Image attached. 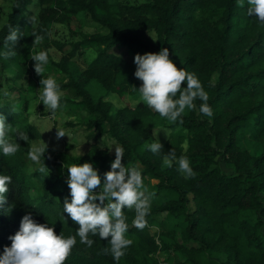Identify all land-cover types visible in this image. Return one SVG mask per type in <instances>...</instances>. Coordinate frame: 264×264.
Listing matches in <instances>:
<instances>
[{
	"label": "trees",
	"instance_id": "1",
	"mask_svg": "<svg viewBox=\"0 0 264 264\" xmlns=\"http://www.w3.org/2000/svg\"><path fill=\"white\" fill-rule=\"evenodd\" d=\"M11 1L8 20L0 30L4 65L13 62L15 78L28 75L32 81V52L40 47L47 53L50 47L61 50L58 61L48 53L50 66L62 75L56 81L64 91L60 104H71L76 112L85 110L89 141L108 135L123 148V164L139 162L144 186L154 196L143 229L133 225L135 211L124 209L129 225L125 236L132 243L119 261L102 253L110 247L107 239L89 234L93 245L80 243L79 225L63 212L65 198L71 200L67 167L92 163L103 182L115 155L96 143L83 155L48 147L45 165L50 175L45 177L38 171L43 157L40 164L31 161L28 143L16 137L20 131L31 141L40 137L25 114L26 104L18 111L4 101L0 115L11 125L7 136L20 147L12 156H4L0 149V175L12 177L5 194L8 203L0 208V255L10 247L8 237L19 230L22 217L31 213L38 223L54 227L57 235L76 236L64 264H264V22L248 15V0H243V7L239 0ZM33 4L37 16L30 10ZM76 17L88 18L96 29L78 33L73 42L52 37L53 25L72 30ZM9 25L19 29L20 37L5 48ZM34 35L42 40L33 48ZM116 47H125L133 57L168 48L176 66L198 78L213 115H202V101L197 99L195 110L186 109L172 123L138 102L136 88L142 81L134 75L137 66L115 52ZM88 49L96 55L83 65L79 59ZM8 50L16 55L5 59ZM114 93L130 96L135 105L116 107L107 100ZM158 126L174 131L160 142L161 153L153 154L144 145ZM171 150L188 158L194 178L185 179L175 163L163 165V155ZM161 251L167 253L165 261Z\"/></svg>",
	"mask_w": 264,
	"mask_h": 264
},
{
	"label": "clouds",
	"instance_id": "2",
	"mask_svg": "<svg viewBox=\"0 0 264 264\" xmlns=\"http://www.w3.org/2000/svg\"><path fill=\"white\" fill-rule=\"evenodd\" d=\"M248 5V15L264 22V0H248ZM238 6H244L243 0H239ZM19 37V29L9 25V35L4 41L5 48L9 42L17 44ZM34 37L33 48L42 40L41 36ZM3 55L7 59L16 55V52L8 50ZM169 55V49L166 47L158 53L135 55L134 63L137 67L134 75L142 81L139 88L134 86L140 94L138 102L145 103L159 116L175 123L186 109L195 110L197 108L195 101L199 99L202 101L199 112L211 117L213 112L207 103L209 97L198 78L194 73L178 68ZM31 60L35 61V73L42 77L38 100L49 110L50 116L55 118L57 110L61 107V91L54 78L51 76L45 78L48 53L36 52L32 54ZM185 81L187 86L183 87ZM4 95L7 96L9 93L5 91ZM10 127L11 125L6 123V118L0 115V149L4 156L15 155L20 147L17 141L13 142L7 136ZM56 129L57 140L66 136L62 129ZM162 130L167 136L166 130ZM17 136L28 143L27 157L31 161L40 164L43 157L44 163L40 164L38 171L45 177L49 176L50 170L45 165L48 145L42 140L38 145L31 143L25 131L17 132ZM103 146L100 145L101 148ZM114 146L115 159L111 162L110 170L104 173L103 182L92 163L71 164L67 167L66 182L71 200L65 198L63 212L79 225L76 236H79L80 243L91 247L94 241L89 238V234L107 239L110 247L102 249V253H110L115 261H119L125 255L124 250L132 243L125 236L129 225L126 223L124 209L135 211L133 225L143 229L147 225L146 216L149 214L154 193L149 192L144 186L139 162L126 166L122 163L123 148L119 145ZM144 147L153 154H159L163 149L158 138L152 142L146 140ZM183 147L186 151L187 142ZM48 158L50 159V156ZM174 163L177 165V171L185 179L195 177L196 174L186 156L177 157L174 150L163 155L164 166L172 167ZM11 182V176L0 175V208L8 203L5 194L9 192ZM97 188L100 191L95 193L94 190ZM76 236L65 237L63 232L57 235L54 227H50L48 223H38L32 218L31 213H28L22 217L19 230L8 237L11 245L4 247L3 254L0 255V264H64L76 244Z\"/></svg>",
	"mask_w": 264,
	"mask_h": 264
},
{
	"label": "rangeland",
	"instance_id": "3",
	"mask_svg": "<svg viewBox=\"0 0 264 264\" xmlns=\"http://www.w3.org/2000/svg\"><path fill=\"white\" fill-rule=\"evenodd\" d=\"M123 1L130 3H141L144 0ZM11 3V0H0V30L8 20ZM30 10L36 11L35 16H37V7L35 4L31 5ZM52 27V37L54 39H59V41L63 42H73L75 37L78 36V33L94 31L96 29V24L90 22L88 18L79 17L75 18L71 23L73 32L72 30H68V28H61L57 25H53ZM39 51H43L41 47L39 48ZM36 52H32V54ZM115 52L134 62V57L128 54L125 47H116ZM48 53L56 61H58L62 56V51L56 47H50ZM95 55V50L88 49L86 50L83 58L79 59V62L85 65V61H90L95 57ZM9 63V66L6 67L0 57V79L2 80V83H0L2 85L0 88V105H2L4 101L9 102L14 105L16 110L21 111L23 109L22 106L26 104L27 110L25 114L28 117L30 123L40 132V137L31 141V143L38 145L42 140L48 145V147H52L55 151L63 150L69 155H83L91 149L93 144L96 143L97 147H100V145L103 144L104 146L102 148L107 149L112 155H115L114 145L120 146V144L108 135L95 141H89V131L87 130L85 126V120L82 117V115L86 114L84 109H82L80 112H76L73 109V105L67 104V106H62L61 104V107L56 112L55 118H52L50 116L49 110L44 108V105L40 104L42 102L38 100V90L41 88L40 80L42 77L37 75L34 70V74L31 77L32 81L29 80L28 75H26L23 79H17L15 78V75L17 74L16 65L11 61H9ZM32 64L34 66L35 61H33ZM2 71L4 72V75L1 74ZM44 75L45 78L51 76L56 81L62 76L58 68L50 66L49 62L45 66ZM3 91L4 93L7 91L9 95L5 96L4 93H2ZM60 91L62 97L64 91ZM107 100L112 101L118 108L124 107L126 105H135V101L130 96L120 97L115 93L109 95ZM56 128L62 129L66 136L57 140ZM162 129L166 130L167 136ZM173 131V129L158 126L154 130L153 138L148 142H152L153 140H156V138H158L160 142H163L170 137ZM221 167L226 172H231L232 170V168L227 166L224 162H221ZM152 182L156 183L157 180L153 179ZM160 256L163 261H165L167 258V253L161 251Z\"/></svg>",
	"mask_w": 264,
	"mask_h": 264
},
{
	"label": "crops",
	"instance_id": "4",
	"mask_svg": "<svg viewBox=\"0 0 264 264\" xmlns=\"http://www.w3.org/2000/svg\"><path fill=\"white\" fill-rule=\"evenodd\" d=\"M77 18V17H76ZM74 20V19H73ZM73 20H72V22H73ZM71 22V23H72ZM55 25H57V26H59V27H61V28H68L67 26H64V25H62V24H55Z\"/></svg>",
	"mask_w": 264,
	"mask_h": 264
}]
</instances>
